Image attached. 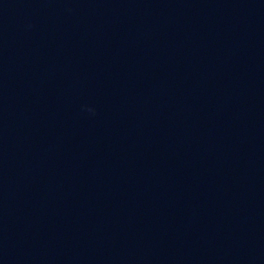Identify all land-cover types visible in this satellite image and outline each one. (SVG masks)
<instances>
[{
    "label": "clouds",
    "instance_id": "1",
    "mask_svg": "<svg viewBox=\"0 0 264 264\" xmlns=\"http://www.w3.org/2000/svg\"><path fill=\"white\" fill-rule=\"evenodd\" d=\"M90 111H91V109H90Z\"/></svg>",
    "mask_w": 264,
    "mask_h": 264
}]
</instances>
